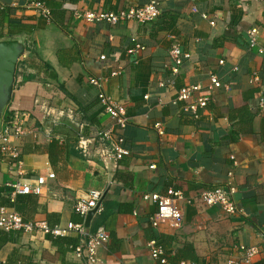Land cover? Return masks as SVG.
<instances>
[{"label": "crops", "instance_id": "obj_1", "mask_svg": "<svg viewBox=\"0 0 264 264\" xmlns=\"http://www.w3.org/2000/svg\"><path fill=\"white\" fill-rule=\"evenodd\" d=\"M31 1L0 0V9L15 11L0 37H25L27 48L58 79L44 80L33 69L19 68L10 119L0 130L15 121L32 130L23 139L13 137L11 145L21 153L24 183L37 184L42 177L47 183L43 195L20 196L11 205L6 185L19 178L17 164L0 152V205L15 208L29 223L66 227L82 221L78 201L91 190L102 191L103 212L87 228L110 234L99 250L100 264H159L151 257V240L165 247L169 259L193 247L194 259L169 264H225L239 245H258L264 229V57L251 47L248 31L259 29L264 48V0H158L160 15L147 24L89 23L76 12L120 13L151 0H51L46 3L50 19L29 7ZM138 46L143 50L133 54ZM174 46L189 55L178 75L171 72ZM32 52L26 50L20 62ZM211 74L224 87L207 91ZM24 75L36 79L24 83ZM196 85L202 90L188 104L211 97L199 118L183 111L187 103H174L178 90ZM100 92L130 118L128 128L118 132L130 150L121 161L106 156L111 144L98 139L101 131L116 130ZM157 123L164 135L155 129ZM93 128L95 133L83 136ZM66 149L78 155L68 158L64 174ZM229 182L243 210L235 216L200 199L205 190ZM170 191H182L193 201L181 203L185 225L178 231L154 228L150 217L156 206L144 199ZM11 259L12 264H79L74 250L60 252L38 228L9 234L0 264ZM254 264H264V255Z\"/></svg>", "mask_w": 264, "mask_h": 264}, {"label": "built area", "instance_id": "obj_2", "mask_svg": "<svg viewBox=\"0 0 264 264\" xmlns=\"http://www.w3.org/2000/svg\"><path fill=\"white\" fill-rule=\"evenodd\" d=\"M48 1L51 0H34L29 2L28 6L50 19L52 16L51 11L46 7ZM159 7L160 3L158 0H151V2L144 7L131 8L120 13L77 11L76 16L89 23L105 21L118 24L125 21H135L139 24H147L154 22L159 17ZM204 18L207 19V16H204ZM259 34L260 32L257 28L249 30V42L251 47L258 48L259 54L264 57V48L259 44ZM142 50L143 48L138 46L137 50L132 51V53L138 54ZM170 55L174 62L171 67V72L178 75L189 55L179 46H174L170 51ZM102 59H105V57H102ZM93 84L98 86V82H93ZM222 87H224V84L219 77L215 74H211L210 83L206 90L212 92ZM225 87L229 90V86L225 85ZM201 90L202 87L200 85L178 90L174 103H187ZM98 97L105 112L114 120L115 129L117 130L114 131V129H109L101 131L98 134V139L107 141L111 144V151L109 153L106 152V156L116 161H121L130 154V150L125 145V137L118 132H123L128 128L130 118L125 109L118 102L112 100L106 93L100 92ZM210 102L211 97L209 96L199 97L196 98L192 104L187 103L183 111L186 113H193L196 118H199V110L206 109ZM262 103H264V100ZM155 129L160 135H164L165 131L161 123H157ZM31 134H33L32 130L18 123V121L12 122L10 125L0 130V152L15 160L17 164L16 168L19 178L6 185V188L10 191L8 199L12 204L16 203L20 196L43 195L44 187L47 183V178L45 177L40 178L37 184L24 183L23 178L26 173L24 171V162L21 159V153L18 148L11 145V139L13 137L23 139ZM81 140L83 141L82 137ZM233 175L234 173L231 171L229 173V178H232ZM54 177V174L49 175V178ZM236 192V187L229 182L225 188L205 190L200 195V199L207 206L220 207L227 215L235 216L243 212L235 199ZM103 196L104 193L100 190L89 191L87 197L80 199L76 206V210L82 217V221L79 223H69L66 227L55 228H49L44 223H29L15 208L0 205V230L10 234L15 232H33L38 228L52 237H69L75 235L79 240V245L74 250L79 257V264H100L99 250L108 243L110 234L104 228H100L96 233H91L86 228L85 223L91 211L97 209L96 214H101L103 212L102 205L99 206ZM144 199L152 202L154 206H156V212L150 217V222L154 228L163 225L175 231L184 228L185 217L181 203L192 204L193 201L186 198L182 191H170L167 195L150 193L145 195ZM259 237L260 243L258 245H239L236 247L235 252L229 257L225 264H254L256 258L264 255V229L259 231ZM148 248L155 262L159 264H169L167 251L159 241L151 240L148 243Z\"/></svg>", "mask_w": 264, "mask_h": 264}, {"label": "trees", "instance_id": "obj_3", "mask_svg": "<svg viewBox=\"0 0 264 264\" xmlns=\"http://www.w3.org/2000/svg\"><path fill=\"white\" fill-rule=\"evenodd\" d=\"M15 11L12 8L9 7H2L0 9V28L4 27L5 23L8 22L9 24L12 23L11 21V16ZM52 15V12H51ZM2 35L0 37V39H3ZM28 52H32L29 48H27ZM60 60L63 61V52L60 53ZM25 68L26 69H33L37 72V74H39L41 76L42 79L47 80V79H51V80H57L58 76L56 74V72L54 71V69L48 65L47 63H45L44 61H42L35 53L32 52V56H29L25 61H22L19 63L18 66V70L19 68ZM19 74V71H18ZM36 79L35 75H24V83L32 81ZM60 89L62 90V92H64L66 95H68L67 91L65 90L64 87L60 86ZM71 98V97H70ZM10 119V114H7L5 116L4 122H8V120ZM93 120H92V124H93ZM92 133L94 132V128L92 129V132H87L86 130L83 133V136H90L92 135ZM127 147V145H126ZM128 148V147H127ZM129 149V148H128ZM65 161L63 163V168L64 171L62 173H64L67 170V164H68V158H70L73 155H78L75 151L73 150H65ZM65 174V173H64ZM62 177V175L60 176ZM10 204L12 205V203L10 202ZM16 204V203H14ZM6 206V205H5ZM50 239L52 240L53 244L55 246L58 247L59 251L62 253H67L70 251L75 250V248L79 245V240L77 238H73V237H52L49 236ZM9 242V233H6L4 231H0V250ZM17 253V252H16ZM13 257V256H12ZM195 258V253L193 250L192 246H187L185 249L178 251L176 257L170 258L169 262H180L182 260H192ZM10 262L8 264H12V259L9 260Z\"/></svg>", "mask_w": 264, "mask_h": 264}, {"label": "water", "instance_id": "obj_4", "mask_svg": "<svg viewBox=\"0 0 264 264\" xmlns=\"http://www.w3.org/2000/svg\"><path fill=\"white\" fill-rule=\"evenodd\" d=\"M27 50L25 37L0 39V126H2L7 110L12 104L14 84L20 58ZM105 195L99 203L102 205ZM97 209L90 212L86 219V228H90Z\"/></svg>", "mask_w": 264, "mask_h": 264}]
</instances>
